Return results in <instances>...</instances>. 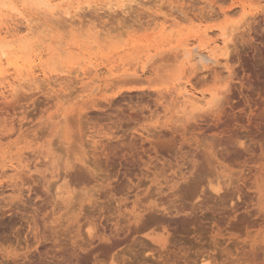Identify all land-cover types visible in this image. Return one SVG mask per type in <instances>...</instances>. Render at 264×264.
Returning a JSON list of instances; mask_svg holds the SVG:
<instances>
[{"label":"rangeland","instance_id":"374dc122","mask_svg":"<svg viewBox=\"0 0 264 264\" xmlns=\"http://www.w3.org/2000/svg\"><path fill=\"white\" fill-rule=\"evenodd\" d=\"M184 90L203 97L183 104ZM197 147L200 167L212 157L206 168L218 169L199 168L201 200L188 189L163 207L173 184L165 156L173 148L199 155ZM122 161L131 169L121 168L124 183L111 191ZM73 163L92 174L69 188ZM22 174L41 186L40 198ZM257 190L264 202V0H0V264H25L24 235L42 251L27 264H68L72 243L97 232L101 209L110 223L124 222L138 204L160 203L183 214L181 223L186 213L227 217ZM183 221L147 225L138 236L149 240L133 246L121 233L120 254L96 251L86 263L264 264L263 219L245 236L243 226L231 230L245 252L213 247L203 227ZM223 228L215 237L228 236Z\"/></svg>","mask_w":264,"mask_h":264},{"label":"bare ground","instance_id":"6f19581e","mask_svg":"<svg viewBox=\"0 0 264 264\" xmlns=\"http://www.w3.org/2000/svg\"><path fill=\"white\" fill-rule=\"evenodd\" d=\"M195 48L194 49H192L191 51L192 52H195ZM3 55H4V53H3ZM198 55V56H197ZM197 57H200L199 58V60H202V58H204L203 56V54H198L197 53ZM206 60L208 59L210 62H211V60L213 59V57H211V55L210 56H207L206 58H205ZM204 59V60H205ZM204 60H203V62H204ZM199 62V61H198ZM206 62V61H205ZM214 62V61H213ZM212 63V62H211ZM23 72V71H22ZM22 75L23 74H18L17 76H15L16 77V82L18 83L19 81H21V80H23L24 81V79H23V77H22ZM31 75V74H30ZM29 75V78L28 79H32L31 78V76ZM127 75H129V74H127ZM132 76H134V74H131ZM125 76V75H124ZM130 76V75H129ZM12 83H14V81L12 82ZM16 83V84H17ZM21 83H22V81H21ZM25 84V83H24ZM10 85V84H9ZM15 85V84H14ZM18 86L20 85V83H18L17 84ZM12 86L13 85H10L9 87L12 89ZM20 87V86H19ZM16 88L17 87H13V90L15 91L16 90ZM181 94V97L182 98H184V101H183V104H187V103H189V102H192V103H194V101L196 100V103H197V101H198V99H200L201 98V96L203 97V95H200V96H197L196 94H195V92H193V91H191V90H184L183 92H181L180 93ZM200 102V101H199ZM191 103V104H192ZM208 127V130L207 131H209V129H210V127L209 126H207ZM211 130V129H210ZM201 135V134H200ZM182 145V144H181ZM180 145V146H181ZM185 145V147H186V144H184ZM183 145V146H184ZM191 145V144H190ZM183 146H181V148H183ZM175 148V147H174ZM174 148H173V150H170V152L171 153H169L167 156H165V159H166V157H167V162L166 163H169L171 166H170V169H171V172H170V174H169V176H167V179H171V180H173V184H172V186L171 187H169L168 188V193L167 194H165L164 196H163V198H162V195L160 196L161 197V199H162V205H163V203H164V205H165V201H163V199L164 200H166V202L168 203L169 201H167V199L166 198H169L170 199V197L172 198V197H177L182 191H189L190 190V192H186L185 194L186 195H188V197H191L192 199H196L197 200V198L199 199L201 196V194H199L200 192H201V190H202V182L204 181V179H205V181H206V178L204 177H202L203 178V180H202V178L199 180L198 178H200V177H197V175L199 176V175H201V176H203L204 174L202 173H198V172H200V170H199V168H201V170L203 171V169H204V171H205V175H208V172L209 173H211L212 171V173L214 174L215 172H214V170H218V169H214L213 170V168H215V166L214 167H211V172L210 171H208L207 170V168L209 167L210 168V166H213L212 164L210 165V163L209 162H211V163H213L214 161H213V159H212V157H211V159H209L210 161L209 162H207L208 160H207V153H206V156H205V158H206V162L208 163H206L207 165V168H206V166H204L203 168L202 167H200L201 166V163L203 164L204 163V165H205V159H204V157H202V154L200 153V150L201 149H198L199 147H197V149L199 150V155L198 154H194V152H196L195 151V149H193L192 151L191 150H189L188 152L186 151V150H184V152H182L181 150H183V149H181L180 151H178V152H175L174 151ZM186 149V148H185ZM172 151H174V152H172ZM202 152V151H201ZM165 153V155H166V151L164 152ZM164 153H163V155H164ZM203 153V152H202ZM201 154V155H200ZM204 154H205V152H204ZM160 156V155H159ZM200 156L202 157L201 159H202V162H201V160H200ZM199 157V158H198ZM160 158V157H159ZM161 159H163V156H162V158ZM125 160V159H124ZM213 161V162H212ZM73 162V161H72ZM72 162H69L70 164L72 163ZM123 162V161H122ZM164 162H165V160H164ZM163 162V164H165ZM121 163V162H120ZM68 164V163H67ZM74 164V163H73ZM71 165L68 169H66L65 171H64V176H65V178L67 179V180H71V181H73V180H76V181H74L73 183L72 182H70L71 184H73L74 185V187H72L71 186V184H70V186H69V188H75L76 186H75V184L76 183H79V181H80V179H82L83 180V182L85 183L86 181H89L90 180V178H89V176L92 174L91 172V174L87 177V179H86V176H81L82 174L83 175H86V174H84L86 171H85V169L86 168H84L83 166H81V165H77V164H74V165ZM128 164H129V162H128ZM127 163H126V161H124L121 165H120V168L118 169V170H115V171H113V172H115V175L117 176V180L116 181H113V180H111V182L109 183V188H110V190L111 191H113L114 189L116 190V188L119 186V184H120V181L122 182V183H124V180H125V177L123 176L124 174H125V172H122V169L123 168H129V167H131V165L129 166ZM131 164V163H130ZM159 165V164H158ZM210 165V166H209ZM68 166H69V164H68ZM164 166V165H163ZM165 166L167 167V165L165 164ZM133 167V166H132ZM155 167V166H154ZM67 168V167H66ZM122 168V169H121ZM149 168H152V167H146V171H148L149 170ZM158 168V167H157ZM157 168H156V170H157ZM165 168V167H164ZM206 168V169H205ZM129 169H131V168H129ZM136 169V168H135ZM134 169V167H133V171H136ZM21 170H23V168H21ZM20 170V171H21ZM62 170V169H61ZM87 170V169H86ZM125 169H123V171H124ZM151 170H153V168L151 169ZM166 170V169H165ZM206 170L208 171V172H206ZM24 172L26 171V170H23ZM127 171V170H126ZM131 171V170H130ZM137 171H138V169H137ZM161 171V170H160ZM203 171V172H204ZM59 172V171H58ZM113 172H112V175H113ZM143 172V171H142ZM145 172V171H144ZM26 173H27V171H26ZM25 173V174H26ZM60 173H61V171H60ZM63 173V172H62ZM87 173V172H86ZM148 173V172H147ZM155 173V172H154ZM143 174V173H142ZM145 174V173H144ZM149 174V173H148ZM58 175H60L61 176V174H58ZM63 175V174H62ZM87 175H88V173H87ZM152 175V174H151ZM204 175V176H205ZM31 176V175H30ZM56 176V175H55ZM60 176H58V177H60ZM17 177H20V175H18ZM32 177V176H31ZM39 177H41V176H39ZM42 177H44V176H42ZM62 177V176H61ZM124 177V178H123ZM159 177V176H158ZM50 178H52V176L50 177ZM92 178H93V176H92ZM123 178V179H122ZM21 179V182H22V184H23V186L24 185H30V186H32L31 185V181H30V179H28V177H26V176H23V174H22V177L20 178ZM61 179V178H60ZM77 179H78V181H77ZM59 180V179H58ZM81 180V181H82ZM33 182H34V180H33ZM37 181H35V183H36ZM68 182V183H69ZM170 182V181H169ZM17 183V182H16ZM19 183V182H18ZM42 183V182H41ZM87 183V182H86ZM121 183V184H122ZM161 183H162V181H161ZM120 184V185H121ZM208 184V183H207ZM78 185V184H77ZM79 185H81L80 183H79ZM38 186V185H37ZM131 186V185H130ZM206 186V184H204V186L203 187H205ZM36 187V186H35ZM35 187H34V185L32 186V187H30V191L32 190V193L34 194H36V195H38L37 194V192H38V188H40V187H38V188H36L35 189ZM120 187V186H119ZM118 187V188H119ZM127 187H129V185L127 186ZM133 187H135V188H133ZM207 187V186H206ZM43 188V187H42ZM69 188L67 187V189L69 190ZM132 190L133 189H136V188H138L137 186H132V187H130ZM129 188V189H130ZM163 190H166V189H164V188H162ZM189 189V190H188ZM28 190V189H27ZM58 190H60V189H57V191ZM64 190V189H63ZM71 190V189H70ZM73 190V189H72ZM107 190V189H106ZM109 190V189H108ZM107 190V191H108ZM118 190V189H117ZM132 190H131V192H132ZM143 190V189H142ZM153 191V188L152 189H150V191ZM39 191H43V190H40L39 189ZM66 191V190H65ZM149 191V192H150ZM24 192V191H23ZM23 192H21V193H23ZM28 192V191H27ZM58 192H60V191H58ZM57 192V193H58ZM141 192H143V191H141ZM161 192V191H160ZM31 193V192H30ZM39 193V192H38ZM62 193V192H61ZM64 193V192H63ZM67 193V192H66ZM108 193V192H107ZM106 193V194H107ZM114 193H115V191H114ZM128 193V192H127ZM136 193V192H135ZM139 193V192H138ZM152 194H153V192H151ZM201 193H203V191L201 192ZM33 194H31L32 196H33ZM68 194H70V193H68ZM72 194V193H71ZM105 194V190L103 191V195ZM126 194V193H125ZM124 194V196L126 197V195ZM128 194H130V192L128 193ZM148 194H150V193H148ZM147 194V196H149ZM181 194H183V192L181 193ZM31 195H29L28 196V193L24 196V199L25 198H27V200H28V202L29 201H31ZM35 195V196H36ZM108 195V194H107ZM114 195H116V194H114ZM140 195H142L141 193H140ZM146 195V194H145ZM154 196L156 195V194H153ZM153 195H151L152 197L151 198H153ZM157 195H159V194H157ZM156 195V196H157ZM198 195H199V197H198ZM262 191L261 190H257V193H254V195L252 196V198H251V203L249 204V205H246V204H243V203H241L240 205H237V203H235V205L233 204V205H231V207H230V209H229V215L227 216V217H219V218H214L213 217V219H211V218H207V217H195V218H193V217H191L190 218V216H189V218H188V214L186 213V216L185 217H183V219L184 218H186V220H188L189 219V224L188 225H190L191 223V221H193L194 223H193V226L194 225H196V224H198V225H196V227L197 226H199L200 225V227H203L204 228V232L205 233H207V235H208V238H209V241H210V243H211V246H213V247H220V248H223L224 246H228V245H232L234 248H236L237 250H240L241 252H245V249H246V247L248 246H246V245H244L243 244V242H240V241H237V238H232L231 237V234H230V232H231V230L233 229H236V228H239V229H236L237 230V232H238V230L240 231V228H241V226H243V228H241V231L240 232H244V233H242L244 236H245V234H247V232L248 231H250L249 230V228L251 227V229H252V227H254L255 225H257L258 226V224L257 223H259L260 222V220L262 221V219L264 220V202H263V197H262ZM39 196V195H38ZM55 196V195H54ZM106 196V195H105ZM112 196V195H111ZM129 196H131V195H128V197ZM203 196V195H202ZM55 197H57V196H55ZM55 197H54V199H55ZM70 197V196H69ZM73 197V196H72ZM127 197V198H128ZM150 197V196H149ZM158 198H160L159 196H157ZM251 197V196H250ZM35 198V197H34ZM39 198H40V196H39ZM74 198V197H73ZM107 198V197H106ZM112 198V197H111ZM132 198V197H131ZM146 198V197H145ZM202 198V197H201ZM201 198H200V200H201ZM64 199V198H63ZM72 199V198H71ZM142 199H144V198H142ZM142 199L140 198V200H141V202H142ZM147 199H148V197H147ZM175 199V198H174ZM26 200V201H27ZM68 200H70V198L68 199ZM74 200V199H73ZM108 200H109V198H108ZM114 200H117V199H114ZM122 200V199H121ZM128 200V199H127ZM159 200L160 199H158V202H159ZM144 201V200H143ZM145 201H146V199H145ZM151 201H152V199H151ZM155 201H157V199L155 200ZM161 201V200H160ZM172 201V200H171ZM62 202V201H61ZM70 202H71V200H70ZM196 202V201H195ZM200 202V201H199ZM72 203V202H71ZM114 203V202H113ZM166 203V204H167ZM198 203V202H197ZM248 203V202H247ZM35 203H33V205H34ZM138 204V203H137ZM160 204V203H159ZM159 204L157 203H149V204H147V205H144V206H140V204H138V207H140V208H138L137 210V212H136V214H133V215H128V216H125V218H126V220L124 221V222H120V221H122V219L120 218V221H119V219H118V221L120 222H113V223H110L111 221L110 220H112L113 221V217H111V218H113V219H108L107 220V218H106V214L107 213H105V210H99V212L98 213H96V216H95V220H94V222H96V229H97V232L95 233V234H91L90 236H89V238H87L86 236V241L85 242H83V243H80V244H75V243H72V246H71V248L69 247V249H70V251H68L67 252V250H66V252H67V256H68V258L67 259H69V263L68 264H87L86 263V261L87 260H89V261H91L90 260V257L93 255V253H95L96 251H101V253H106V255H109V253L108 252H115V250H116V248L118 249L119 248V246H120V243L119 242H122V241H120L121 240V233H123V235H124V239H126L127 241H129V243H131L132 244V246H133V244H136V243H140V241L141 242H143V241H145V240H149V238H142L141 239V237H139L140 236V234H139V236H138V233H140L141 232V230L140 229H143V227H146L147 225H152V223H154L155 222V224H157L158 225V223L161 225V226H163L164 228H166V229H168L169 227H171L172 226V224L174 223V222H176V223H179L178 225H180V224H182V223H185V222H187V221H183V219L181 220V223L179 222L180 221V219L181 218H179V216H181L182 217V215L183 214H179V212L178 213H173V212H170L169 210H166V208L164 209V208H161L160 206H159ZM32 205V204H31ZM32 205V206H33ZM100 205V204H99ZM99 205L97 206V208L99 207ZM111 205H113L112 203H111ZM127 205V204H126ZM126 205H125V207H126ZM164 205H163V207H164ZM198 205V204H197ZM196 205V206H197ZM136 206V205H135ZM102 207V206H101ZM110 207V206H109ZM114 207H115V205H114ZM128 207V206H127ZM167 207V206H166ZM194 207V206H193ZM102 208H104L105 209V207H102ZM168 208V207H167ZM173 208V207H172ZM194 208H196V207H194ZM96 209V208H95ZM108 210V213H110L109 212V210L111 209V211H112V208H107ZM94 210V209H93ZM92 210V211H93ZM118 210V212H121L120 211V209L118 208L117 209ZM136 210V209H135ZM134 210V211H135ZM173 209H171V211H172ZM35 211V210H34ZM95 211V210H94ZM98 211V210H97ZM106 211V212H107ZM169 211V212H168ZM177 211H179L178 210V208H177V210H176V212ZM96 212V211H95ZM95 212L93 213V216H94V214H95ZM114 212H115V209H114ZM175 212V211H174ZM180 212H183V211H180ZM86 213H88V212H86ZM89 213H91V212H89ZM184 213V212H183ZM110 214H112V213H110ZM125 214V213H124ZM128 214V213H127ZM191 214V213H190ZM88 216V214H85V216ZM115 215V214H114ZM121 215V214H120ZM197 215V214H196ZM195 215V216H196ZM192 216V215H191ZM90 217V216H89ZM117 217V216H116ZM192 218L193 219H195V220H192ZM205 218H207V219H205ZM157 222V223H156ZM173 222V223H172ZM171 223V224H170ZM261 225H262V222L260 223ZM259 224V225H260ZM263 224H264V222H263ZM171 225V226H170ZM176 225V224H175ZM260 225V226H261ZM156 226V225H155ZM159 226V225H158ZM221 226H225L224 228L223 227H221ZM263 226V225H262ZM150 227V226H149ZM148 226L146 227L147 228V231H148V228H149ZM157 227V226H156ZM158 228V227H157ZM153 229V230H159L160 228H158V229ZM220 228H223V231L224 232H227L228 233V236H222V237H219V238H217V237H215V235H214V233H215V230L216 231H218V232H220L219 230H220ZM247 229V230H245V229ZM243 229L245 230V231H243ZM144 231L146 230V229H143ZM142 230V231H143ZM138 231H140V232H138ZM160 231V230H159ZM158 231V232H159ZM190 231H191V229H190ZM235 231V230H234ZM247 231V232H246ZM221 232H222V230H221ZM246 232V233H245ZM147 233V232H146ZM249 234L250 233H252V232H248ZM148 234V233H147ZM152 233H150V235H151ZM239 234H241V233H239ZM86 235H88V233H86ZM149 234L148 235H146V236H144V237H148V236H150ZM248 236V235H247ZM84 236H83V238H85ZM151 239V238H150ZM23 240H24V242L25 243H29L27 246H26V251L24 252V254L22 255V260H24V262H25V264H27L28 263V261L30 260V259H39V257L40 256H42V251L40 250V246L39 245H37V246H34L35 245V243H33L32 241V238L30 237V236H27V235H24V237H23ZM143 240V241H142ZM79 242V241H78ZM77 242V243H78ZM146 242V241H145ZM148 242V241H147ZM136 245H138V244H136ZM136 245H135V247H136ZM141 245V244H140ZM139 245V246H140ZM118 246V247H117ZM139 246H137V247H139ZM252 246V245H251ZM141 248V247H140ZM248 248V247H247ZM60 249V248H59ZM120 249V248H119ZM249 249V248H248ZM253 249V248H252ZM114 250V251H113ZM121 250V249H120ZM119 250V251H120ZM159 250V249H158ZM59 251V250H58ZM61 251H63L64 252V250H61ZM61 251H59L58 253H62ZM118 253L117 254H120L119 253V251L118 250H116ZM139 252H138V255L137 256H139V255H141L142 254V250H138ZM247 251V250H246ZM121 252H122V250H121ZM137 252V251H136ZM248 252H250V250H248ZM101 253H99V254H101ZM139 253H141V254H139ZM146 253V252H145ZM144 253V254H145ZM59 254V255H60ZM137 254V253H136ZM62 255V254H61ZM63 255H64V253H63ZM62 255V256H63ZM66 255V254H65ZM64 255V256H65ZM105 255V254H104ZM110 256H112L111 258L113 259L114 257H113V255L112 254H110ZM114 256H116L117 257V255H116V253H115V255ZM142 256V255H141ZM141 256H139V257H137V258H140ZM58 257H61V256H58ZM99 257H102V256H100L99 255ZM98 257V258H99ZM104 257V256H103ZM143 257V256H142ZM141 257V258H142ZM107 258V257H106ZM110 258V259H111ZM134 258H136V256L134 257ZM136 258V259H137ZM140 258V259H141ZM144 258V257H143ZM61 259H62V257H61ZM100 259V258H99ZM109 259V262H112L111 260ZM101 260V259H100ZM106 259H104L103 260V263H104V261H105ZM107 260H108V258H107ZM143 259H141L140 261L141 262H143L142 261ZM148 260V259H147ZM55 261V260H54ZM61 261V260H60ZM60 261L57 263V264H59L60 263ZM89 261H88V264H89ZM93 261V260H92ZM133 261H134V259H133ZM139 261V259H137V263L134 261V263L135 264H144L145 263V261H144V263H139L138 262ZM67 261H66V259H65V263H66ZM98 262V261H97ZM97 262H96V264H97ZM100 262H102V260L100 261ZM107 262V261H106ZM93 263V262H92ZM128 264H129V262H127ZM63 264H64V262H63ZM111 264V263H110ZM124 264H126V263H124ZM130 264H133L132 263V261H131V263ZM147 264V263H146Z\"/></svg>","mask_w":264,"mask_h":264}]
</instances>
